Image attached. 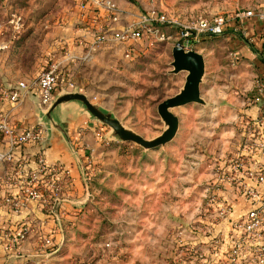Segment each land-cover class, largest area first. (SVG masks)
I'll list each match as a JSON object with an SVG mask.
<instances>
[{"label": "rangeland", "instance_id": "obj_1", "mask_svg": "<svg viewBox=\"0 0 264 264\" xmlns=\"http://www.w3.org/2000/svg\"><path fill=\"white\" fill-rule=\"evenodd\" d=\"M78 1L0 0V23L9 27L0 33L6 40L0 43L1 56L11 59L17 68L21 58L22 62L30 59L37 76L49 69L53 63L49 48L57 28L69 22L81 29L86 26ZM126 4L138 14L151 6L167 14L176 22L165 26L172 38L162 41L156 36L146 37L130 45L107 42L105 48L88 57L87 63L76 59L62 68L61 78L65 72L71 75L58 85L55 98L62 87L72 82L70 92H87L94 104L127 128L153 139L166 129L159 104L180 92L188 74L173 72V48L181 29L194 26L201 17L255 10L259 2L126 0ZM226 32L190 42L193 49L205 48L208 62L201 93L206 104L191 103L172 109L180 125L170 142L146 149L113 137L110 126L94 119L101 135H95L98 144L83 166L84 189L73 196L66 191L63 195L79 200L77 206L69 207L75 210L76 217L65 219V214L61 215L65 209L59 207L63 236L48 248L59 251L61 262L223 264V252L216 256L206 250L211 237L221 230L209 216L215 212L209 202L218 192L221 164L226 165L232 158V150L242 144L247 128L243 111H238L240 115L235 118L229 115V94L235 93L242 103L250 98L235 81L241 63L235 55V37L229 29ZM24 66L28 67L26 63ZM9 83L6 81V86Z\"/></svg>", "mask_w": 264, "mask_h": 264}, {"label": "built area", "instance_id": "obj_2", "mask_svg": "<svg viewBox=\"0 0 264 264\" xmlns=\"http://www.w3.org/2000/svg\"><path fill=\"white\" fill-rule=\"evenodd\" d=\"M78 7L82 23L86 25L83 28L97 30L95 41L91 44L95 47L109 41L130 45L155 36L162 41L170 40L172 36L165 31V26L176 23L167 14L151 6L136 19L118 27L122 17L115 0H79ZM254 16L264 22V11L261 9L238 10L232 15L217 14L211 18L201 17L194 26H184L181 29L178 42L186 50H193L190 42L220 36L232 23L242 24L247 18ZM130 55L131 52H128L127 56ZM235 55L237 59V54ZM57 69V66L52 65L43 70L35 82L39 88L41 105L46 111L55 100ZM256 84L258 92L264 91L263 80L257 79ZM32 86L26 81H19L14 86L1 90L0 103L6 100L22 103L31 93ZM245 131L241 147L230 159V169L219 177L223 181H229L239 196L244 197L250 205L244 217L231 220L232 240L223 264H264V159L257 161L260 156L264 158V110L254 122L247 124ZM96 133L97 136L101 135L100 131ZM0 135L1 142L5 145H0V166H4L6 170V174L0 176V188L15 186L21 191L22 198L6 197V206L13 213L19 214L23 208L22 202L30 200L42 206L46 214L53 215V206L62 199L73 181L71 169L62 163L48 162L42 145L43 130L40 127H21L11 123L6 115H0ZM28 146L40 148L33 154L27 152ZM17 149L22 152L18 153ZM84 175L82 167V177ZM209 204L215 211L214 221L231 218L232 204L222 193L213 194ZM33 230V223L20 224L12 229L13 232L1 234L0 245L7 252L22 249L32 237ZM2 237L8 242H3ZM38 238L41 250L51 247L53 239L50 236L38 233ZM211 238L206 250L213 254L219 253L224 246L223 238L220 235Z\"/></svg>", "mask_w": 264, "mask_h": 264}, {"label": "crops", "instance_id": "obj_3", "mask_svg": "<svg viewBox=\"0 0 264 264\" xmlns=\"http://www.w3.org/2000/svg\"><path fill=\"white\" fill-rule=\"evenodd\" d=\"M121 13L122 25L131 22L136 19L140 14L132 12L133 8L126 4V0H115ZM259 4L254 7L255 10L261 9L264 11V0H258ZM5 3V1L3 2ZM128 4H130L128 2ZM251 9V8H249ZM0 10L3 11V6L0 5ZM7 8H4V12ZM88 13V12H87ZM22 26V24H19ZM70 22L63 26L58 27L57 32L53 33L54 41L50 46V54L53 63L57 66L58 70V85L67 79V76L71 74L64 73L62 78L60 73L62 68L69 66L74 60L78 59L84 63L89 60L88 57H93L95 51L100 48H105V44L98 47L91 45L94 43V36L92 32L97 30H91L89 27L81 29L78 26L74 27ZM18 27V26H17ZM16 27V29H17ZM4 28H9L7 25L0 23V33L4 32ZM229 31L233 39L235 53L237 54L238 62L241 63L240 68L235 73V81L239 86L240 91H245L249 94L245 102L234 93L229 94L228 105L226 107L229 115L235 118L238 111H243V117H246L245 124L254 122L260 117L261 112L264 110V91L258 92L255 78L264 81V22L258 17L247 18L242 24L232 23ZM227 33V32H225ZM240 34L244 38H239ZM77 38V39H76ZM6 42L5 38L0 35V43ZM88 41V42H87ZM91 42V44H89ZM9 46V43H5ZM92 47V48H91ZM94 48V49H93ZM205 48H195L205 57L206 72H207V56L204 52ZM19 66H14L11 59L4 58L0 54V91L6 88L12 87V84H17L19 81H26L29 84H33L32 91L29 96L22 103H14L8 100L0 103V115H6L13 124H17L21 127L37 126L43 130V147L47 156V160L50 163H62L69 167L72 172V183L66 190L68 196H73L81 189L83 190V177L82 167L89 158L88 154L91 150L97 146V138L95 135L100 128L95 118L85 109V106L77 101L71 100L59 104L52 112V118H48L47 111L43 110L40 102L39 88L35 83L39 76L33 72L34 67L30 59H20ZM32 66V68H31ZM31 68V69H29ZM68 69V68H67ZM205 72V74H206ZM205 77V76H204ZM6 81H10L6 86ZM35 83V84H34ZM57 85V87H58ZM73 83H69L67 86L61 88L59 96L67 92L72 91ZM58 90V89H57ZM87 91V89H85ZM81 92V89L79 90ZM87 95V92H83ZM238 93V91H237ZM220 100H218L219 103ZM221 102V101H220ZM242 105L244 108L242 109ZM220 109L222 107H219ZM241 123V122H239ZM243 123V124H244ZM58 124L61 128L56 126ZM237 124L234 126L237 129ZM2 137L0 135V145L5 147L1 142ZM239 147L233 148V156L238 152ZM38 146H28L27 152L35 153L39 150ZM18 153H21V149H17ZM231 154V153H230ZM263 157H258L257 161H263ZM33 160V159H32ZM256 160V159H255ZM226 165L221 164L222 173L230 169L229 162H225ZM6 174L4 166H0V176ZM218 192L222 193L225 199L232 204L233 213L229 219L217 220V226L221 227V230H217L215 235H220L224 240V246L220 249L223 252V256L226 257L228 250L230 249V242L232 240V226L231 220L242 218L248 212L250 205L247 203L244 197L239 196L234 186L229 181H223L219 179ZM21 191L15 186H3L0 188V236L8 232H13L12 229L17 228L20 224L33 223L34 230L32 237L22 249L12 250L7 252L0 245V264H65V261H60L59 251L51 249L41 250L38 244V233L50 236L53 242L57 243V237L60 239L63 236V229L61 227V219L57 212H60L59 207L65 209L61 215L65 214V219L75 218L73 211L69 207L77 206L76 199L64 198L53 206L54 214H46L35 202L26 200L23 203V208L19 214H15L10 211L6 206L5 198H20ZM64 198V199H63ZM22 199V198H20ZM23 201V200H21ZM67 212H69L67 214ZM215 213V212H214ZM213 213V214H214ZM209 216L216 218L215 214ZM74 215V216H73ZM69 217V218H67ZM223 226V227H222ZM69 232V230H67ZM2 235V236H3ZM4 239V237H2ZM3 242H8L5 239ZM215 253L214 255H218Z\"/></svg>", "mask_w": 264, "mask_h": 264}, {"label": "water", "instance_id": "obj_4", "mask_svg": "<svg viewBox=\"0 0 264 264\" xmlns=\"http://www.w3.org/2000/svg\"><path fill=\"white\" fill-rule=\"evenodd\" d=\"M173 72L187 71V77L183 88L176 95L162 101L158 106V112L166 124L163 133L153 139H147L139 133L127 128L118 118L94 104L89 97L80 92H67L55 98L52 106L46 112L48 118H52L53 110L61 103L77 100L96 120L107 124L113 130L112 136L123 141L135 142L146 149L157 148L170 142L178 132L180 119L172 111L173 108L191 103L206 104L202 97L201 85L206 72L205 57L196 50H186L181 42L173 48ZM61 128L58 124H55Z\"/></svg>", "mask_w": 264, "mask_h": 264}, {"label": "trees", "instance_id": "obj_5", "mask_svg": "<svg viewBox=\"0 0 264 264\" xmlns=\"http://www.w3.org/2000/svg\"><path fill=\"white\" fill-rule=\"evenodd\" d=\"M238 59V58H237Z\"/></svg>", "mask_w": 264, "mask_h": 264}]
</instances>
